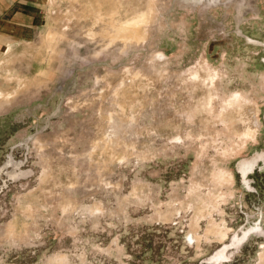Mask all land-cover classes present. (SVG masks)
<instances>
[{"label":"rangeland","instance_id":"1","mask_svg":"<svg viewBox=\"0 0 264 264\" xmlns=\"http://www.w3.org/2000/svg\"><path fill=\"white\" fill-rule=\"evenodd\" d=\"M47 1L0 62V264H264V0Z\"/></svg>","mask_w":264,"mask_h":264},{"label":"crops","instance_id":"2","mask_svg":"<svg viewBox=\"0 0 264 264\" xmlns=\"http://www.w3.org/2000/svg\"><path fill=\"white\" fill-rule=\"evenodd\" d=\"M47 0H0V62L42 29L37 13ZM39 22V23H38ZM38 23V24H37ZM50 32L49 36H52ZM24 45L23 48H26ZM14 54V53H13ZM4 58V59H3Z\"/></svg>","mask_w":264,"mask_h":264}]
</instances>
